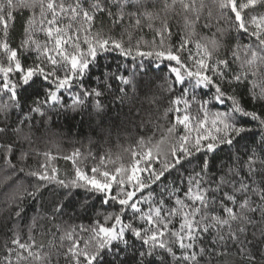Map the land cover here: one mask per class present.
<instances>
[{"label": "snow or ice", "instance_id": "snow-or-ice-1", "mask_svg": "<svg viewBox=\"0 0 264 264\" xmlns=\"http://www.w3.org/2000/svg\"><path fill=\"white\" fill-rule=\"evenodd\" d=\"M18 19L23 38L13 46ZM233 32L248 42L231 44ZM26 53L35 54L32 64ZM112 53L123 63L86 86L100 56ZM161 66L168 75L157 83ZM28 89L31 103L22 99ZM145 89L150 108L128 113L133 142L115 155H64L71 180L58 178L50 151L34 148L56 109H89L110 139L106 96L131 105ZM249 135L244 158L231 153ZM225 149L231 162L217 164ZM34 155L43 157L35 169L18 166ZM0 163L11 189L0 212L12 224L0 264H264V0H0ZM22 176L35 182L26 186ZM53 184L63 199L51 201L56 233L48 248L35 240L39 216L24 226L22 242L24 205ZM96 198L111 211L88 224L54 223L72 219L69 210L87 215Z\"/></svg>", "mask_w": 264, "mask_h": 264}, {"label": "trees", "instance_id": "trees-1", "mask_svg": "<svg viewBox=\"0 0 264 264\" xmlns=\"http://www.w3.org/2000/svg\"><path fill=\"white\" fill-rule=\"evenodd\" d=\"M22 24L23 20L18 19L16 24V30L12 34V43L13 46H18L20 44L22 37ZM105 30L107 31L109 27V22L107 19H104ZM120 29H117V32ZM232 36L235 38L231 41V44H235L236 42L247 43V36H240L236 32L232 33ZM43 39V37H40ZM150 39L149 37H146ZM223 55V53L221 54ZM35 61L34 53H26L24 58L25 64H32ZM123 63V58L119 56L118 53H112L107 56H100L98 64L93 67L89 78L86 80V86L94 87L99 83L97 80L98 77H101V74L106 71H112L116 68L117 64ZM167 69L164 66H161V70L159 73H153L152 78L157 82H162V78L167 76ZM147 79V78H146ZM116 85L113 84V88L115 89ZM208 90H197L195 95L198 99H206ZM147 93V95H146ZM175 95H180V89L177 87ZM153 95L151 92H147V90H142L139 93V98L134 101L133 104H125L118 105L117 103H113L112 96L107 95L105 98V104L107 105V115L105 117L107 123L105 127L113 126L112 136L110 139L106 137H101L98 134V130L96 129V121L97 117L94 115H89V109H85L84 113L76 114L74 112L62 111L59 109L48 112V116L51 117V120L48 123L47 129L42 128L39 139L37 143L34 145V148L37 152L43 153L45 151H50L53 156L56 157L54 161H52V166L57 168L58 170V178L64 180H71L74 175V169L71 161H66L63 159L64 155L71 154L75 149H80L81 153L84 156L88 155L89 150L93 154H96L97 157L103 154L105 151L110 150L114 155L121 151V146L128 147L130 143L133 141L129 140L125 135L127 132L136 133V129H134L131 125L127 123L128 119L132 117L128 116V113L131 112L132 116H135L138 110H147L150 108L149 98ZM155 95L159 96L160 93L156 92ZM34 98V89H28L22 99L27 100L28 103H31V99ZM169 96L167 94L164 95L163 102L160 104V108L163 110L168 106ZM6 99V97H5ZM67 103H71L70 99H67ZM213 111L223 110V106L215 105L210 106ZM192 113L195 114L197 111L196 104L192 105ZM15 116V114H14ZM48 117H45L47 120ZM138 120V117H136ZM39 120V117H37ZM117 128H119L121 135L119 139L117 138ZM143 134V133H141ZM257 140L259 139V133H256ZM246 146L251 148L253 146L252 136H246L244 140H241L239 144H237L234 148L231 149V153H238L242 158H244V153L246 150ZM229 150L225 149L222 152L216 161L219 164L221 161L225 163H230L229 161ZM42 156H32L24 165H18L25 167V171L27 172L29 168L35 169L38 164V161H42ZM87 165L93 166V161L91 159L86 161ZM83 166V165H81ZM5 175H9L4 170V166L0 163V200H3V193L11 191V189L3 188V178ZM176 174L170 176L169 181L175 178ZM19 182H23L26 186L30 183H34L33 178L25 179L23 176ZM155 187V186H154ZM159 191V189H156ZM56 188L55 185H51L47 191L43 193L42 198L39 202L28 201L24 205L26 208L25 219L22 224H18V227L23 228L21 231L22 242L27 240V228L24 227L30 222V219L34 216H39V224L40 227L34 233L35 240L37 245H44L45 249L48 248L49 242L52 240L53 233H56V228L53 225V222H50L47 219V216L50 214L51 207L53 206L51 201L55 198L56 202H59L63 199V196L60 194H55ZM80 199H83V194L81 193ZM92 203V201H90ZM95 207L89 211L87 215H73L71 210H69V215L72 216V219H69V216L57 217L55 220V224L64 225L65 222L68 224H88L91 219L95 218L96 212H104L111 211V208H101L100 201L98 198L94 199ZM12 224L9 223L7 219V214L4 212H0V256L4 254V245L5 242L11 238ZM59 264H66V262L61 259Z\"/></svg>", "mask_w": 264, "mask_h": 264}]
</instances>
